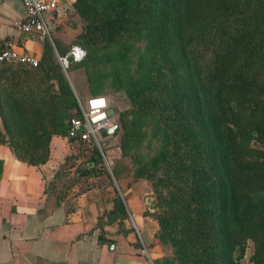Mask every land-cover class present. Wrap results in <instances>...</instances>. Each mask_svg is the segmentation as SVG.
Here are the masks:
<instances>
[{"label": "trees", "instance_id": "16d2710c", "mask_svg": "<svg viewBox=\"0 0 264 264\" xmlns=\"http://www.w3.org/2000/svg\"><path fill=\"white\" fill-rule=\"evenodd\" d=\"M115 6L113 17L86 21V38L99 35L109 45L124 33L130 22L126 0ZM159 7L148 22L164 68L155 83L163 98L144 104L173 116L183 130L184 179L171 192L194 207L193 238L205 264H240L237 252L247 240L253 242L254 263L264 264V0H164ZM186 25L195 26L188 38ZM5 74L17 81L3 91ZM43 74L38 65L0 66V144L34 166L48 160L54 135L66 136L74 150L63 163L83 144L70 136V120L43 84ZM69 106L76 107L74 97ZM89 147L86 167L75 170L74 182L104 164L101 152ZM113 203L108 216L126 218L117 192Z\"/></svg>", "mask_w": 264, "mask_h": 264}, {"label": "rangeland", "instance_id": "374dc122", "mask_svg": "<svg viewBox=\"0 0 264 264\" xmlns=\"http://www.w3.org/2000/svg\"><path fill=\"white\" fill-rule=\"evenodd\" d=\"M73 1L71 12L58 27L60 37L50 34L45 38L38 66L44 68L43 84L50 87L66 120L80 116L79 102L89 96H104L115 109L119 126L115 145L104 152V164L97 166L94 175L88 177L94 176L96 183L146 184L147 210L157 223L152 252L148 255L152 264H205L200 243L193 238L194 207L183 196L171 192L178 187V180L184 179L180 169L185 160L183 130L173 116L168 118L156 113L152 105L144 104L148 98H155L156 103L163 98L155 83L164 68L156 45V30L148 20L158 16L159 5L164 0H126L129 25L109 45L99 35L94 39L85 37L86 21L113 17L119 11L115 6L117 0ZM143 13L145 22H140L139 15ZM146 24L149 27L142 26ZM188 27L191 28L186 30L187 38L195 30L193 25ZM75 46L85 52L80 61H74L69 55ZM64 57L67 64L61 61ZM16 81L13 74H5L1 89L6 90ZM73 97L76 107L69 106ZM90 148L83 143L78 147V154L62 164L58 182L63 188L74 183L76 169L86 167ZM237 255L240 264H255L253 242L245 241Z\"/></svg>", "mask_w": 264, "mask_h": 264}, {"label": "crops", "instance_id": "0c3cea01", "mask_svg": "<svg viewBox=\"0 0 264 264\" xmlns=\"http://www.w3.org/2000/svg\"><path fill=\"white\" fill-rule=\"evenodd\" d=\"M73 3L59 0L52 11L48 26L53 37H60L58 27ZM22 16L21 0H0V50L10 40L17 51L40 59L46 37L21 34L15 22ZM23 38L25 47L20 46ZM73 152L66 136L54 135L48 160L34 166L0 144V264H152L148 255L157 223L145 213L146 184H100L84 176L63 188L61 166ZM116 192L127 212L122 220L108 216Z\"/></svg>", "mask_w": 264, "mask_h": 264}, {"label": "built area", "instance_id": "2783aa9c", "mask_svg": "<svg viewBox=\"0 0 264 264\" xmlns=\"http://www.w3.org/2000/svg\"><path fill=\"white\" fill-rule=\"evenodd\" d=\"M23 16L16 20L15 26L24 36L40 35L41 37L50 36L49 20L57 7L59 0H21ZM25 38V37H24ZM24 38L20 41V46L25 47ZM74 61L83 59L85 52L79 47H72L69 52ZM63 64H67V57L61 58ZM22 63L35 67L39 59L28 52L17 51L13 41H7L0 50V65ZM81 114L70 120V136H77L78 139L88 146L96 147L105 159L106 151L102 142L104 138L101 131L118 124L117 117L109 115L111 107L109 101L104 96H89L79 102ZM115 111V109H114Z\"/></svg>", "mask_w": 264, "mask_h": 264}, {"label": "water", "instance_id": "95a60500", "mask_svg": "<svg viewBox=\"0 0 264 264\" xmlns=\"http://www.w3.org/2000/svg\"><path fill=\"white\" fill-rule=\"evenodd\" d=\"M115 111L114 108H110L108 110L109 115H114ZM119 132L118 124H114L112 127L103 129L101 131V136L104 138L102 142V146L105 150L112 148L115 145V134ZM112 246V245H111Z\"/></svg>", "mask_w": 264, "mask_h": 264}]
</instances>
